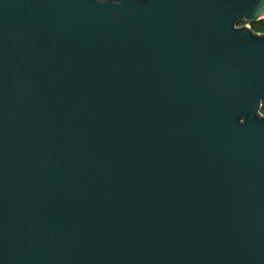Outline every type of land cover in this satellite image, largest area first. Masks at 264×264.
<instances>
[{
	"label": "water",
	"instance_id": "obj_1",
	"mask_svg": "<svg viewBox=\"0 0 264 264\" xmlns=\"http://www.w3.org/2000/svg\"><path fill=\"white\" fill-rule=\"evenodd\" d=\"M263 20L0 0V264H264Z\"/></svg>",
	"mask_w": 264,
	"mask_h": 264
},
{
	"label": "trees",
	"instance_id": "obj_2",
	"mask_svg": "<svg viewBox=\"0 0 264 264\" xmlns=\"http://www.w3.org/2000/svg\"><path fill=\"white\" fill-rule=\"evenodd\" d=\"M241 25H243V24H241ZM251 28L253 29L254 32L263 34L264 33V20L261 21V23H259V24L251 25ZM261 113H262V115H264V104H263V108L261 110Z\"/></svg>",
	"mask_w": 264,
	"mask_h": 264
},
{
	"label": "built area",
	"instance_id": "obj_3",
	"mask_svg": "<svg viewBox=\"0 0 264 264\" xmlns=\"http://www.w3.org/2000/svg\"><path fill=\"white\" fill-rule=\"evenodd\" d=\"M251 27V26H250Z\"/></svg>",
	"mask_w": 264,
	"mask_h": 264
},
{
	"label": "flooded vegetation",
	"instance_id": "obj_4",
	"mask_svg": "<svg viewBox=\"0 0 264 264\" xmlns=\"http://www.w3.org/2000/svg\"><path fill=\"white\" fill-rule=\"evenodd\" d=\"M242 26V25H241Z\"/></svg>",
	"mask_w": 264,
	"mask_h": 264
}]
</instances>
